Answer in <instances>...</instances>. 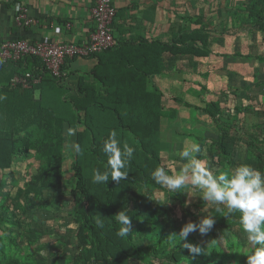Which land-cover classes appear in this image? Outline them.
Listing matches in <instances>:
<instances>
[{
    "label": "trees",
    "instance_id": "1",
    "mask_svg": "<svg viewBox=\"0 0 264 264\" xmlns=\"http://www.w3.org/2000/svg\"><path fill=\"white\" fill-rule=\"evenodd\" d=\"M204 2L209 10L195 7L169 41H127L115 36L114 46L85 55L97 57L98 63L91 71L78 72L75 81L69 79L73 72L67 63L77 56L66 58L60 75L51 73L35 55L0 64V264H246L250 247L241 233L239 213L226 217L222 206H207V214L215 219L207 235L196 231L187 238L201 246L202 254L193 256L183 242L173 246L169 236L201 217L192 209L191 217L185 218L175 203L160 195L167 189L151 177L158 165L175 168L178 157L162 158L165 143L175 151L198 143L199 157L213 171L241 163L264 170V75L258 69L264 53L247 49L221 53L215 39L264 34V0ZM223 10L231 24L222 22L220 30L213 16ZM166 52L191 55L195 66L208 63L203 72L199 65L193 66L205 78L206 84L194 81L204 86L208 98L197 104L181 96L169 97L156 84L154 77L167 71ZM212 54L254 57V85L245 78L243 88L221 85L207 61ZM27 73L41 80L28 87L11 84L12 77ZM208 79L215 85L209 87ZM179 105L185 107L183 114ZM195 117H207L212 131L190 126ZM165 120L171 124L167 126ZM67 126L78 129L68 140ZM111 130L135 148L128 177L118 185L111 179L108 184H94L93 170L107 168L101 149ZM69 140L82 148V154H72L70 170L65 168L64 148ZM29 155L37 161L35 172L24 179L8 177L17 161ZM183 194L171 193L180 202ZM47 207L56 214L40 218L38 211ZM64 210L67 216L61 215ZM121 210L131 216L133 227L123 238L116 234L120 225L114 218ZM67 217L73 226L56 223ZM98 219L103 228L96 224ZM46 236L49 239L43 240Z\"/></svg>",
    "mask_w": 264,
    "mask_h": 264
},
{
    "label": "crops",
    "instance_id": "2",
    "mask_svg": "<svg viewBox=\"0 0 264 264\" xmlns=\"http://www.w3.org/2000/svg\"><path fill=\"white\" fill-rule=\"evenodd\" d=\"M95 3L96 0H0V44L7 39L18 38L82 43L95 28V21L91 15ZM114 4L116 7L114 34L117 38L127 41L133 38L137 41L143 38L150 41L157 39L169 41L180 23H185L183 17L193 15L195 7L197 11L200 7L193 0H114ZM21 7L27 10L28 16L32 19L30 24L17 20ZM212 56L217 55L212 54L208 59H212ZM164 57L167 71L163 75L155 76L154 81L169 97L181 96L184 100L197 104L208 98L204 86L194 81L203 80L206 84L205 78L197 75L193 69L199 65L202 72L207 71L208 63H198L195 66L191 55L177 56L170 52H166ZM97 63L98 58L95 56L75 57L67 63V68L73 72L69 79L75 81L78 72L91 71ZM212 72L215 78H219L215 69H212ZM232 75L238 76L236 72H232ZM227 81L222 77L221 85L222 82L228 85ZM211 82L214 81L208 79L209 87L215 85ZM194 97L197 100H193ZM179 107L181 111L185 108L183 105ZM196 120L199 119L195 117L194 126H198L195 125ZM165 124L168 126L170 121L165 120Z\"/></svg>",
    "mask_w": 264,
    "mask_h": 264
},
{
    "label": "clouds",
    "instance_id": "3",
    "mask_svg": "<svg viewBox=\"0 0 264 264\" xmlns=\"http://www.w3.org/2000/svg\"><path fill=\"white\" fill-rule=\"evenodd\" d=\"M77 131L76 127H68L66 136L74 137ZM64 148L69 155L82 154L81 145L74 140L66 141ZM101 150L107 157V168L103 171L94 169L92 182L108 184L111 179L118 185L126 180L135 148L126 141L122 142L117 131L111 130ZM200 153L201 146L198 143L186 145L177 153L184 161L179 170L171 164L158 165L151 172L152 179L172 194L184 191L189 193L190 189H198L199 196L208 203V207L222 206L226 217L239 213L241 233L250 247V251L246 253V264H264V170L241 163L222 171H213L199 157ZM114 218L120 225L116 233L119 237L123 238L133 231L132 218L126 211L117 212ZM96 224L101 228L104 226L99 219ZM214 224L215 219L210 214L199 222L189 221L178 233L173 232L169 236L170 242L173 246L183 242V247L193 256L200 255L203 252L201 246L188 242L187 238L196 231L202 236L207 235Z\"/></svg>",
    "mask_w": 264,
    "mask_h": 264
},
{
    "label": "rangeland",
    "instance_id": "4",
    "mask_svg": "<svg viewBox=\"0 0 264 264\" xmlns=\"http://www.w3.org/2000/svg\"><path fill=\"white\" fill-rule=\"evenodd\" d=\"M193 1L195 4H199L200 8H205L206 9L205 11L209 10V9H207V4H205L204 0H193ZM213 17H214L213 18L214 22L216 24V28H219L220 30H222V28H223V26L221 25L222 22L224 23V21H225L226 24L227 23L229 25L231 24L230 20L227 17V13L224 10H223L222 14H220V15L215 14ZM215 39L217 40V42H219V43H216L217 51L219 50V52H221V53L222 52L226 53V52H230L232 50H237V49H239V50L242 49L244 51H246V49H247L248 51L251 50L254 52L264 53V34L255 33V34H251V35L241 36L240 38H236L235 36L230 37V36L221 35ZM207 60L210 63V66L216 70V72H217L216 74H218L219 78L224 77L225 79L228 80L227 81L228 84H234V85H240V86L242 85V88H243V84H245V82H243L242 80H244V78H245L248 81L250 79V82H251L250 85H252V86L254 85L253 81L251 80L252 74L254 73L255 66H256V60L254 57L236 58V57H232V56H212V59L210 58ZM235 69H236V73L238 75V76H236V79L238 80L236 82L234 81L235 76L232 75V72H235L234 71ZM258 69L261 70V75L263 76L264 75V64H261ZM262 88L264 89V86ZM253 90H255V86L253 87ZM242 92L245 93V88ZM245 94H242V96H244ZM188 99H191V98H188ZM193 100H197L196 97H194ZM204 115L205 114H202V117ZM193 120H194V118H193ZM195 125H198L203 129H206V131L209 133L212 131L211 128L213 129V125H212L211 121L209 119H205V118L204 119L201 118L199 120H196ZM190 126H192V124H190ZM67 128H68V126L66 127V129ZM177 130L178 131L182 130V124L181 123L177 126ZM70 138L67 137V140ZM165 145H167V149L162 152L163 160L166 161L172 155L178 157V159L175 161L174 166L177 170H179V167L184 163V161H182L180 159L179 155L177 154L179 151H175L173 145L166 144V143H165ZM184 147H185V145H184ZM243 156H244V153H243ZM67 157L68 158H67L66 163H65V168L70 170V166H71V162H72V155L67 154ZM37 166H38L37 161L35 162V160L29 155L24 160L23 159L18 160L16 166H14L12 171L7 172V176L8 177H15L16 176L15 178H18V176H19V178L24 179V178H27L31 173L35 172V170L37 169ZM71 176H72V171H68L66 173V177L70 178ZM141 189H142L141 190L142 192L145 190V188H141ZM12 190L15 193L16 189L13 188ZM199 194L200 193L198 191H196L195 189H190L189 193L187 191H184L182 201L180 202V201L176 200L168 190L164 191V192L161 191V193H160V195L164 199L171 200V202L175 203L177 205L178 211L180 213H182L185 218L191 217V215H192L191 210L192 209L195 210L194 212L198 217L203 218L204 216L208 215L207 209H206V207L208 206V203L204 202L202 197L199 196ZM8 202L10 203L11 200L9 199ZM61 212H62L61 213L62 216H67L66 210L61 211ZM55 214H56V212L54 209H52V207H47L45 209L38 211V215L40 218L51 217L52 215H55ZM24 218H26V217H24ZM57 222L67 224L68 226H73V224H74L72 219L71 218L68 219V217L65 219L62 218L60 220H56V223ZM48 239H49L48 236L43 238V240H48Z\"/></svg>",
    "mask_w": 264,
    "mask_h": 264
},
{
    "label": "built area",
    "instance_id": "5",
    "mask_svg": "<svg viewBox=\"0 0 264 264\" xmlns=\"http://www.w3.org/2000/svg\"><path fill=\"white\" fill-rule=\"evenodd\" d=\"M20 10V8H19ZM92 18L95 21V29L90 36L82 43L72 41H31L26 38L7 39L0 44V64L10 60H18L25 55H35L42 59L44 66L54 75H60L62 65L67 57L85 56L95 51H101L114 46L117 43L113 32V21L116 15L114 0H96L91 9ZM25 24H30L32 19L28 16L27 10L21 7L17 16ZM41 76L15 75L11 84H19L28 87L32 82L38 83Z\"/></svg>",
    "mask_w": 264,
    "mask_h": 264
}]
</instances>
